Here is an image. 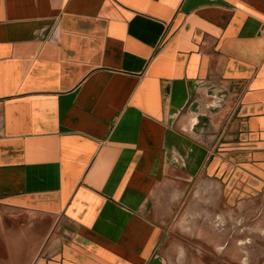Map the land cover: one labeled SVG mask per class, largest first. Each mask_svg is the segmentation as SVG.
<instances>
[{
	"label": "crops",
	"instance_id": "0c3cea01",
	"mask_svg": "<svg viewBox=\"0 0 264 264\" xmlns=\"http://www.w3.org/2000/svg\"><path fill=\"white\" fill-rule=\"evenodd\" d=\"M0 241L264 264V0H0Z\"/></svg>",
	"mask_w": 264,
	"mask_h": 264
},
{
	"label": "rangeland",
	"instance_id": "374dc122",
	"mask_svg": "<svg viewBox=\"0 0 264 264\" xmlns=\"http://www.w3.org/2000/svg\"><path fill=\"white\" fill-rule=\"evenodd\" d=\"M3 242L0 241V264H25L28 262L30 255L34 253L26 250H6V245H4Z\"/></svg>",
	"mask_w": 264,
	"mask_h": 264
}]
</instances>
